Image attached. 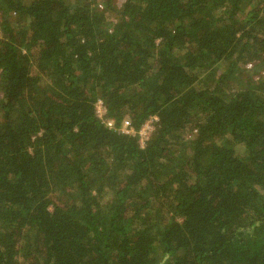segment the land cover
<instances>
[{
    "label": "trees",
    "instance_id": "trees-1",
    "mask_svg": "<svg viewBox=\"0 0 264 264\" xmlns=\"http://www.w3.org/2000/svg\"><path fill=\"white\" fill-rule=\"evenodd\" d=\"M0 264H264V0H0Z\"/></svg>",
    "mask_w": 264,
    "mask_h": 264
},
{
    "label": "built area",
    "instance_id": "built-area-1",
    "mask_svg": "<svg viewBox=\"0 0 264 264\" xmlns=\"http://www.w3.org/2000/svg\"><path fill=\"white\" fill-rule=\"evenodd\" d=\"M96 115L99 117L108 127H112L113 123L111 120H108L104 117L105 115V109L102 105V102L99 100L96 103ZM99 108L102 109V113H100ZM121 130L125 133L135 135V131L128 126V121L125 120L122 123ZM153 130V125H152V119L147 120L139 129L137 132L138 135V142L140 146L142 147L144 145V142L149 138L151 131Z\"/></svg>",
    "mask_w": 264,
    "mask_h": 264
},
{
    "label": "rangeland",
    "instance_id": "rangeland-1",
    "mask_svg": "<svg viewBox=\"0 0 264 264\" xmlns=\"http://www.w3.org/2000/svg\"><path fill=\"white\" fill-rule=\"evenodd\" d=\"M99 111H100V113H102V112H103L101 108H99Z\"/></svg>",
    "mask_w": 264,
    "mask_h": 264
}]
</instances>
